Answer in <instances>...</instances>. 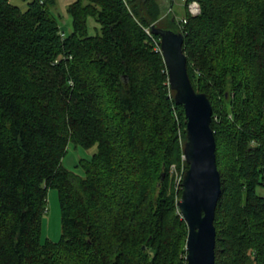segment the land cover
I'll use <instances>...</instances> for the list:
<instances>
[{
  "label": "trees",
  "instance_id": "obj_1",
  "mask_svg": "<svg viewBox=\"0 0 264 264\" xmlns=\"http://www.w3.org/2000/svg\"><path fill=\"white\" fill-rule=\"evenodd\" d=\"M162 3L75 0L65 32L54 0H0V264H186V118L153 26L182 33L212 105L215 264H264V0H184L185 22ZM69 144L95 147L80 174ZM49 189L57 242L41 239Z\"/></svg>",
  "mask_w": 264,
  "mask_h": 264
},
{
  "label": "water",
  "instance_id": "obj_2",
  "mask_svg": "<svg viewBox=\"0 0 264 264\" xmlns=\"http://www.w3.org/2000/svg\"><path fill=\"white\" fill-rule=\"evenodd\" d=\"M152 31L160 37L169 87L186 118L183 160L188 168L182 178L181 197L177 204L188 227L186 264H215L214 218L221 179L211 128L212 105L206 94L196 92L191 84L182 33L154 26Z\"/></svg>",
  "mask_w": 264,
  "mask_h": 264
},
{
  "label": "rangeland",
  "instance_id": "obj_3",
  "mask_svg": "<svg viewBox=\"0 0 264 264\" xmlns=\"http://www.w3.org/2000/svg\"><path fill=\"white\" fill-rule=\"evenodd\" d=\"M30 0H11L13 4L18 5L23 10L27 7V4ZM162 4L164 6V10L166 12L172 11L173 14L176 16V19L179 21L187 14V9L180 1L172 3L170 0H162ZM56 16L59 20L60 26H66L70 30V19L66 16V13L60 11L56 13ZM89 33L94 34L95 28L90 26L89 19ZM94 23V21H93ZM95 25V24H94ZM68 32V31H67ZM67 153L62 159V165L68 170L75 171L77 173H81V169L78 166L80 159H89L93 152L95 151V147L90 149H84L81 147H74V145L69 144L67 147ZM176 180L177 183L181 177V175H177L176 173ZM61 235V221H60V205L58 201V194L55 189H49L46 196V208L45 213L42 219V226H41V239L42 240H50L52 242H57Z\"/></svg>",
  "mask_w": 264,
  "mask_h": 264
},
{
  "label": "crops",
  "instance_id": "obj_4",
  "mask_svg": "<svg viewBox=\"0 0 264 264\" xmlns=\"http://www.w3.org/2000/svg\"><path fill=\"white\" fill-rule=\"evenodd\" d=\"M31 1V0H30ZM75 0H54V2H55V5H56V8H57V11L59 12V14H60V11H63V13L65 12L66 13V7L69 5V4H71L72 2H74ZM182 3V2H181ZM16 5V4H15ZM182 5H184L183 3H182ZM18 6V5H17ZM26 9V8H25ZM176 17V16H175ZM184 18V17H183ZM182 18V19H183ZM95 23H93V21H90V26L92 27V28H95V25H94ZM68 28L66 27V26H63V30L65 31V32H67L68 30H67Z\"/></svg>",
  "mask_w": 264,
  "mask_h": 264
},
{
  "label": "built area",
  "instance_id": "obj_5",
  "mask_svg": "<svg viewBox=\"0 0 264 264\" xmlns=\"http://www.w3.org/2000/svg\"><path fill=\"white\" fill-rule=\"evenodd\" d=\"M181 2H184V0H181ZM188 11L191 15L195 16L199 13L200 8L198 6V4L196 2H192L188 5ZM181 21L185 22L184 18L181 19ZM159 50H160V46H159ZM161 52V51H160ZM167 70V69H166Z\"/></svg>",
  "mask_w": 264,
  "mask_h": 264
}]
</instances>
